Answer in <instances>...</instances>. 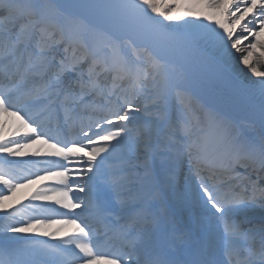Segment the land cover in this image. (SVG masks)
<instances>
[{"label": "snow or ice", "instance_id": "6c2138e0", "mask_svg": "<svg viewBox=\"0 0 264 264\" xmlns=\"http://www.w3.org/2000/svg\"><path fill=\"white\" fill-rule=\"evenodd\" d=\"M262 37L264 0H0V193L42 202L0 195V264H264ZM223 84L243 119L193 108Z\"/></svg>", "mask_w": 264, "mask_h": 264}, {"label": "bare ground", "instance_id": "6f19581e", "mask_svg": "<svg viewBox=\"0 0 264 264\" xmlns=\"http://www.w3.org/2000/svg\"><path fill=\"white\" fill-rule=\"evenodd\" d=\"M166 3H175L176 0H165ZM150 11V10H149ZM163 19V18H160ZM264 38V37H262ZM230 47V45H229ZM257 53L260 52V49H256L255 50ZM232 52L234 53V56L232 57V61H231V65H230V71L229 74L227 75V80L234 84V85H247L248 83V78H251V80L255 81L258 79H261V77H257L255 75V73H253L251 71V69H249L247 66H245L242 63V60L240 59V54L238 52H236L234 49L232 50ZM246 54V53H245ZM205 61L207 62V64L209 66L214 67L215 66V62L212 58L211 53H206L204 56ZM261 65H264V58H261L260 63L255 65L258 69V71H264V67H261ZM227 90H228V85L227 84H223L218 86L216 92L214 94H206L204 92H193L192 96H191V102L193 104V108L197 110L198 114L203 115L202 112H200V108L201 106L204 107H208L209 105H215L216 107H219L221 109H224L226 111H231L238 119H243L246 116V112L243 111V109L238 106L235 105L233 103H231L228 99H227ZM4 119L7 120V124L5 127V135H10L11 131L13 128H15L16 126V120L15 118L12 117H5ZM23 130H21V134H22ZM36 149H40V155L37 156H33V153L36 151ZM23 153H25L24 156L22 157H15V158H10V159H17V160H22V161H30V160H43V159H54V158H50L47 157L46 155H44L48 149L47 146L45 145H33L32 148L30 149H22L21 150ZM82 155V154H80ZM43 165L38 164L37 167H42ZM70 167H83L82 164H74V165H70ZM40 184H48L49 186H51L50 181H41L39 182ZM24 184V181L23 183ZM37 187V184H27L23 187H19L17 188L13 193H8L6 191V189L3 192H7V196L8 199L4 201L5 204L7 205H13V206H19V204H23V205H29V204H39L42 202L39 201H32L31 200V195L32 193L35 191ZM0 195H2L0 193ZM43 203H50V202H43ZM57 208H59V206H55ZM61 212H65L67 210L60 208ZM76 211H79V209H77ZM82 215H86V213H82ZM55 216H59V215H55ZM60 218H58L57 220H62V219H70V218H75V217H64V216H59ZM52 219H54L53 217H51ZM56 228H60L61 232H72L74 229V226L72 225H59V224H53L47 228L41 229V231H53ZM39 239H49L52 242L56 243L57 242V238L56 237H43V236H39ZM57 236H59V234H57ZM78 251V250H77Z\"/></svg>", "mask_w": 264, "mask_h": 264}, {"label": "rangeland", "instance_id": "374dc122", "mask_svg": "<svg viewBox=\"0 0 264 264\" xmlns=\"http://www.w3.org/2000/svg\"><path fill=\"white\" fill-rule=\"evenodd\" d=\"M245 35H246V34H245ZM249 42H251V38H249V40H247V41H243L244 46H247V44H248ZM239 54H240V53H239ZM240 55H241V54H240ZM244 86H246V85H244ZM37 166H38V165H37ZM17 174H18V175H19V174H23V170H19V171L17 172ZM17 183L21 184V183H23V180H18ZM1 194H2V195H7L8 193H7V192H2Z\"/></svg>", "mask_w": 264, "mask_h": 264}]
</instances>
